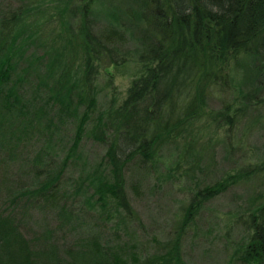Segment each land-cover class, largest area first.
Wrapping results in <instances>:
<instances>
[{
    "label": "trees",
    "instance_id": "1",
    "mask_svg": "<svg viewBox=\"0 0 264 264\" xmlns=\"http://www.w3.org/2000/svg\"><path fill=\"white\" fill-rule=\"evenodd\" d=\"M88 2L83 5L76 33L67 19H61L58 37L62 44H51V50L24 56L32 33L22 16L18 18L20 25L0 29V34L10 33L6 43L0 35V264H189L181 252L184 226L206 200L234 183L264 174V159L198 186L162 252L143 254L120 242L111 244L104 239L102 229L95 231L90 226L85 227L86 232L91 230L89 235L82 232L72 245L60 246L58 240L51 239L48 224L37 235L25 234L20 227L25 212L21 210L20 216L16 208L20 204L29 210L55 208L62 226L74 215L72 200L65 196L70 191L81 192L84 202L99 209L105 220L111 218V203L133 213L124 192L125 165L130 160L137 157L138 165L154 167L158 151L170 144L181 145L176 161L179 156L189 157L197 119L211 117L216 124L228 119V124L235 125L242 115L241 106L229 110V103L216 112L206 107L212 87L222 89L233 80L232 63L250 60L244 80L250 87L245 93L264 91V0H141L139 11L145 26L137 50L139 69L121 102L106 108L98 106L94 76L100 67L106 69L107 64L126 60L118 57L124 30L118 12L98 11L109 18L104 17L108 19L105 25L92 31ZM152 3L153 13L144 14L143 8ZM78 46L83 70L75 62ZM39 64L45 69L33 78L32 71ZM80 68L82 77L77 75ZM68 121L74 123V130L63 153L57 154L56 165L50 166L49 158V164L44 160L51 146L46 143L40 148L42 152L38 149L32 162L28 161L32 168L28 183L13 182L5 175L11 161L6 162L5 157L20 133H33L30 131L44 126L53 131ZM50 133L45 131L44 138L50 140ZM89 135L106 144L108 167L103 170L94 163L83 175H77L70 190H63L61 174L80 156L81 140ZM263 195L253 196L239 215L242 238L233 256L245 264H264Z\"/></svg>",
    "mask_w": 264,
    "mask_h": 264
},
{
    "label": "rangeland",
    "instance_id": "2",
    "mask_svg": "<svg viewBox=\"0 0 264 264\" xmlns=\"http://www.w3.org/2000/svg\"><path fill=\"white\" fill-rule=\"evenodd\" d=\"M87 2L88 0H0V29L16 26L18 18L22 16L27 24V31L32 33L24 49V56L31 55L33 51L41 53L43 50H51V44L58 47L62 44L61 38L58 37L62 26L61 19H67V24H70L71 30L76 33L81 13H84L83 5ZM139 2L142 3L141 0L88 2L90 3L88 8L92 12L90 11L87 17L91 21L92 31L98 30L108 21L106 18L109 16L99 13L100 11L118 12L124 30L118 57L124 56L126 60L113 65L107 64L106 69L100 67L96 78L94 76V88H97L100 108L121 102L139 69L137 50L141 46L145 26L139 11ZM154 6V3L145 6L144 14L153 13ZM0 35L5 43L9 40L10 33L7 31ZM76 54L75 62L81 65L83 70L80 46L77 47ZM246 62L251 63L250 60ZM246 62L238 65L232 63L234 77L231 83L223 85L222 89L213 86L207 96L206 107L215 112L226 103L230 104L229 110L235 106L242 107L239 110L242 115L235 125L228 124V119H224L223 124L221 122L216 124L212 122L211 117H202L196 122L194 120V146L192 145V155L189 157L179 156V160L176 161L181 145L170 144L158 151V161L154 167L138 165L137 157L125 165L124 192L133 213H128L122 206L111 203V218L109 220L105 217L107 219L105 220L103 215L100 216L99 209L91 208L84 202L81 192L73 194L66 191V199L72 200L74 206L72 210L74 215H70L71 219L66 221L69 223L59 226L55 208L38 207L29 210L20 204L15 213L21 216V210L25 212L20 221L22 231L28 236H34L39 233L42 226L48 224L47 227L52 229L51 239L58 240L60 246L67 247L72 245L74 238L82 232L89 235L91 230L87 229L86 232L85 227L90 226L95 228V231L102 229L104 239H109L111 244L120 242L128 246V249L143 254L156 250L164 251L167 241L175 235L180 225L184 207L198 186L212 182L227 173L239 171L250 163H260L264 159V91L260 90L252 95L245 93L250 87V83L244 81L248 72ZM39 65V70L37 67L32 71L33 78L45 69L43 64ZM81 68L78 76L83 73ZM107 71L112 75L110 76ZM29 87L26 89L30 90ZM209 115L210 113L206 116ZM89 127L90 125L88 129ZM45 129L44 126L38 130H31L33 133L28 132L25 135L20 133L23 138L19 136L15 140L10 155L5 157L6 162L11 160L5 175H10L13 182L14 180L29 182L32 176L31 158L38 149L41 150L40 148L48 143L51 146L49 151L44 153V160L47 162L49 158L52 161L50 166L56 165L59 155L69 143L74 123L68 121L53 131ZM45 131L51 132L50 140L44 138ZM37 133L40 134L37 136ZM105 148L104 142L97 141L90 135L84 136L80 143V156L74 162L70 161L61 174V185L65 187L63 190H70L77 175H83L94 163L95 166L99 165L101 169L106 170L108 163L104 156ZM1 153L5 154L3 151ZM24 161L27 163L22 164ZM259 192L264 193V174L257 173L230 185L226 190L206 200L198 213L194 214L192 221L184 226L181 240L184 259L189 264H245L233 256L242 238V221L239 215H242L250 199ZM1 198L0 193V208ZM114 220L116 223H113Z\"/></svg>",
    "mask_w": 264,
    "mask_h": 264
}]
</instances>
